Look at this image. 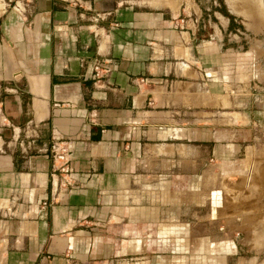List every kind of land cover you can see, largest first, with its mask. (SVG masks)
<instances>
[{"label": "crops", "instance_id": "obj_1", "mask_svg": "<svg viewBox=\"0 0 264 264\" xmlns=\"http://www.w3.org/2000/svg\"><path fill=\"white\" fill-rule=\"evenodd\" d=\"M219 15L216 0H0V264H134L169 224L162 199L182 213L205 177L210 192L238 172L258 127L216 120L236 112Z\"/></svg>", "mask_w": 264, "mask_h": 264}, {"label": "rangeland", "instance_id": "obj_2", "mask_svg": "<svg viewBox=\"0 0 264 264\" xmlns=\"http://www.w3.org/2000/svg\"><path fill=\"white\" fill-rule=\"evenodd\" d=\"M250 1L216 0L220 23L229 19L227 27L220 26L221 57L216 71L222 91L228 90L236 100L230 110L236 112L216 120L235 125L255 122L258 130L248 144L251 148L247 157L242 151L240 159L232 160L237 161L238 172L221 176L219 186L210 192L213 181L205 177L198 206L189 198L181 213L176 204L168 203L169 198L165 199L168 204L162 199L171 211L157 213V225L165 216L171 226L163 229L161 222L153 244L141 239L145 243L127 256L134 264H264V0H256V5ZM249 155L252 162L246 159ZM140 194L146 202L147 192ZM159 236L167 242L159 243Z\"/></svg>", "mask_w": 264, "mask_h": 264}, {"label": "built area", "instance_id": "obj_3", "mask_svg": "<svg viewBox=\"0 0 264 264\" xmlns=\"http://www.w3.org/2000/svg\"><path fill=\"white\" fill-rule=\"evenodd\" d=\"M93 69L97 78L100 77V73L103 70L101 63L98 61L94 63ZM49 153L52 161V168L54 170L69 171V160H70V150L69 144L66 140L53 139L49 144Z\"/></svg>", "mask_w": 264, "mask_h": 264}, {"label": "bare ground", "instance_id": "obj_4", "mask_svg": "<svg viewBox=\"0 0 264 264\" xmlns=\"http://www.w3.org/2000/svg\"><path fill=\"white\" fill-rule=\"evenodd\" d=\"M227 1H231V2H233V3H235V0H227ZM247 2H248V0H246ZM254 2V0H251L250 2ZM256 1V0H255ZM261 2V1H260ZM257 4V1H256V3H255V5ZM261 4V3H260ZM230 6H231V4H229ZM235 5V4H234ZM261 6V5H260ZM233 7V6H232ZM234 9V8H233ZM263 9V8H262ZM235 11V10H234ZM233 11V12H234ZM240 12V11H239ZM244 12V11H243ZM248 14V13H247ZM253 16V15H252Z\"/></svg>", "mask_w": 264, "mask_h": 264}]
</instances>
